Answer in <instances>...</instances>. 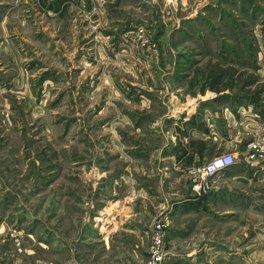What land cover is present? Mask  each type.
Here are the masks:
<instances>
[{"label": "rangeland", "instance_id": "rangeland-1", "mask_svg": "<svg viewBox=\"0 0 264 264\" xmlns=\"http://www.w3.org/2000/svg\"><path fill=\"white\" fill-rule=\"evenodd\" d=\"M263 69L264 0H0V264H147L159 220L161 264H264L258 131L223 147L227 106L264 105ZM228 151L201 194L249 184L213 201V235L175 237L170 198Z\"/></svg>", "mask_w": 264, "mask_h": 264}, {"label": "crops", "instance_id": "crops-1", "mask_svg": "<svg viewBox=\"0 0 264 264\" xmlns=\"http://www.w3.org/2000/svg\"><path fill=\"white\" fill-rule=\"evenodd\" d=\"M137 58L138 60H140L142 58H145V56L137 55ZM129 82L132 85L135 84L133 83V80H129ZM174 87L175 84L171 83L164 87V93L168 92L164 99V105L165 107L170 106V112L172 113L174 112L173 109H177L176 112H180L181 109L178 108L182 105V103H179V101L177 100L175 94L179 91V89L174 90ZM226 115L228 123L232 122V126L228 125L227 132L230 135H228V137L226 136L227 140L224 142L223 147L226 149H230V147L232 148L233 141L244 138V136H242L244 132H248L250 130L256 132V129L258 131V126L261 122L259 120H264V105L255 108L246 103L232 104V106H227ZM170 117H173V115ZM242 119L244 120V122H246V124L242 125V122L240 121ZM175 120H177V118H175ZM236 124H238L239 126L237 129ZM240 127L245 130L243 133L241 132ZM235 133H237V135H235ZM231 134L233 138L232 141ZM117 139L118 137L115 138V140ZM228 153L236 156L235 152L228 151ZM122 157L123 153L121 154V158ZM126 159L128 160V158ZM169 174L172 175L174 173L170 171ZM197 174L198 169L188 171L187 178L185 179L184 183H182L178 188V200L176 201L175 198H170V200L173 201L171 202V204H167V206H169V210H167L168 216L170 217V220L173 224V229L170 230V233L175 237L191 238L213 235V230L217 229L214 227H217L218 224L217 218L211 215L212 209L210 208V206L213 201L218 197L225 195L231 197L232 199L238 197L239 193L241 191H244L245 185L249 184L250 181V179H248L249 177L247 178V183L244 181L246 179L244 174L233 176L232 181H228L226 183L213 181L210 182V184L208 183V192H202L201 194V191L196 192L195 190H193V184L195 183V180L198 179ZM172 177L175 179L174 175ZM189 263L192 264L193 260H191Z\"/></svg>", "mask_w": 264, "mask_h": 264}, {"label": "built area", "instance_id": "built-area-1", "mask_svg": "<svg viewBox=\"0 0 264 264\" xmlns=\"http://www.w3.org/2000/svg\"><path fill=\"white\" fill-rule=\"evenodd\" d=\"M144 32L140 29L137 33V43L139 46L149 51L148 40L143 36ZM264 157V120L258 126L256 138L249 144V150L246 155L247 159H260ZM236 162L235 156L231 153H225L213 157L205 162L201 169L198 170V179L193 184V190L199 192L204 190L205 182L208 178L215 176L231 168ZM169 220H159L155 223L154 231L151 236L148 253L149 259L147 264H161L163 261V244L164 233L168 228Z\"/></svg>", "mask_w": 264, "mask_h": 264}]
</instances>
